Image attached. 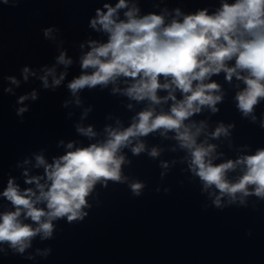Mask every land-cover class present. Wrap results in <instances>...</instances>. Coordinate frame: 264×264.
Masks as SVG:
<instances>
[{
  "label": "water",
  "instance_id": "water-1",
  "mask_svg": "<svg viewBox=\"0 0 264 264\" xmlns=\"http://www.w3.org/2000/svg\"><path fill=\"white\" fill-rule=\"evenodd\" d=\"M106 2L114 5L116 0H16L15 6L13 0L8 4L0 0V192L9 178L21 189L35 190L34 184H25L24 172L29 177L43 175V166H36V155L52 163L54 157L73 150L67 149L69 142H74L75 148L102 141L106 139V126L126 128L133 116L149 106L148 101L136 102L119 92L112 94L114 86L127 87L123 78L105 89L98 86L82 90L78 93L80 105L67 89V83L81 74L80 58L90 50L88 41L106 42V33L89 27L95 9L103 10ZM133 2L140 7L141 15L159 14L165 7L169 12L179 7L189 14L203 8L215 12L221 0H129V5ZM124 11L127 9L120 10L121 18ZM49 27L53 28L54 39L43 35V29ZM82 43L84 48L80 47ZM61 50L73 61L67 68L56 63ZM24 67L29 68L27 81L23 79ZM52 67L57 78L67 73L55 91L44 89L40 79L44 69ZM7 76H15L19 85L12 84ZM52 79L48 77L49 85ZM211 79L221 85L223 93V101L217 104L219 112L204 108L190 121L206 123L197 142L207 140L216 146L213 163L234 160L264 147V129L260 128L264 102L256 107L257 119L252 123L236 108L235 95L244 87L243 82L235 77L228 82L223 72ZM5 88L12 92H5ZM33 91L38 96L35 101L30 95ZM167 94L166 90L158 92L161 97ZM22 95L29 99L20 104L17 101ZM175 95L178 100L182 98L179 91ZM171 104L169 100L154 107L157 112L168 111ZM20 107L28 111L17 116ZM221 122L226 126L234 123L229 137L213 139L206 135ZM77 124L92 126L97 136L89 139L79 134ZM160 131L140 138L145 151L139 155L130 148L123 149L131 164L122 165V172L128 177L127 183H145L142 196L134 197L127 183L98 186L99 195L94 193L90 199L93 207L83 222L68 224L60 220L54 238L36 236L23 254L0 245V264H264V201L249 196L248 207L233 205L219 210L211 206L214 197L208 193L215 190L202 191L198 177L189 170L190 156L180 148L175 134L169 132L165 137ZM152 148L158 150L157 157L148 155ZM241 174L237 169L228 177L235 180ZM165 189L170 191L165 193ZM222 203H227L226 197ZM7 210L11 205L0 196V212ZM49 248L51 252L45 256Z\"/></svg>",
  "mask_w": 264,
  "mask_h": 264
},
{
  "label": "clouds",
  "instance_id": "clouds-1",
  "mask_svg": "<svg viewBox=\"0 0 264 264\" xmlns=\"http://www.w3.org/2000/svg\"><path fill=\"white\" fill-rule=\"evenodd\" d=\"M2 2L8 4L9 0ZM15 3L13 0L14 6ZM153 6L159 7L158 4ZM122 9H127L123 18ZM140 13L138 4L133 2L130 6L129 0H116L114 5L106 2L103 10L95 9L89 27L106 33V42L88 41L90 50L80 58L81 74L67 83V89L80 105L78 93L82 90L98 86L105 89L123 78L127 87L114 86L112 94L119 92L136 102L148 101L149 106L133 116L126 128L106 126V139L102 141L75 148L74 142H69L66 147L73 150L54 157L52 163L43 155H36V166H43V175L29 177L27 171L24 172L25 184H34L35 190L31 187L21 189L13 178L7 180L0 196L11 205V210L0 212V245L6 244L14 253L23 254L38 235L41 239L54 238L60 220L68 224L83 222L93 207L90 199L98 186L107 188L110 182H128L121 166L131 161L126 159L123 149L130 148L134 155H139L145 151L140 138L157 130L165 137L169 132L175 134L180 148L190 156L189 170L198 177L202 191L215 190L208 193L210 198L214 197L211 206L219 210L233 205L248 207L249 196L264 201V147L234 160L213 163L216 146L208 144L207 140L197 142L206 130V123L190 121L204 108L212 113L219 112L217 104L223 101V93L221 85L211 78L223 72L226 81L231 82L235 77L243 82L244 87L235 95L236 108L242 118L256 122L255 109L264 102V0H234L231 3L221 0L219 8L212 13L203 8L184 14L179 7L171 12L165 7L159 14ZM52 32L51 27L43 29L46 39H54ZM80 47L84 48V44ZM56 63L67 68L73 61L61 50ZM55 71V67L44 69L40 77L44 89L55 91L65 80L66 72L57 78ZM28 75L29 68L24 67L25 81ZM49 76L53 77L51 85ZM6 79L19 85L15 76ZM162 90L168 94L159 96ZM4 91L11 93L12 89ZM177 91L182 96L179 100L175 95ZM30 95L33 101L38 99L35 91ZM27 99L28 95H22L17 102L23 104ZM169 100L172 101L170 109L157 112L154 106ZM67 103L65 101L63 106ZM26 111L27 107H20L16 115L22 116ZM119 123L117 121V125ZM75 127L79 134L89 139L97 136L92 126L77 124ZM234 127V123L226 126L221 122L206 135L213 139L229 137ZM260 128L264 129V120ZM148 155L154 158L159 152L152 148ZM237 169H241L242 174L230 180L228 173ZM145 186L139 181L127 183L134 197L142 196ZM169 191L165 189V193ZM225 197L227 203H222ZM50 252L51 248L44 255Z\"/></svg>",
  "mask_w": 264,
  "mask_h": 264
}]
</instances>
